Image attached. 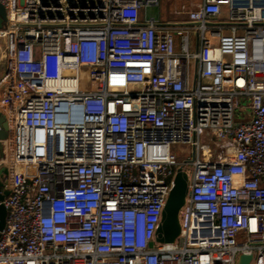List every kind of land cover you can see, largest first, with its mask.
Instances as JSON below:
<instances>
[{
    "label": "built area",
    "instance_id": "1",
    "mask_svg": "<svg viewBox=\"0 0 264 264\" xmlns=\"http://www.w3.org/2000/svg\"><path fill=\"white\" fill-rule=\"evenodd\" d=\"M0 2V264H264V0H185L187 23L148 16L161 0Z\"/></svg>",
    "mask_w": 264,
    "mask_h": 264
},
{
    "label": "water",
    "instance_id": "2",
    "mask_svg": "<svg viewBox=\"0 0 264 264\" xmlns=\"http://www.w3.org/2000/svg\"><path fill=\"white\" fill-rule=\"evenodd\" d=\"M7 20V12L0 2V27ZM65 74H71L72 71L67 70ZM8 137V123L6 118L0 113V160L4 157L5 140ZM8 170L6 167L0 166V234L6 224L7 210L3 204V199L7 194L6 180ZM188 174L181 167L173 178V185L169 191L166 204L162 212V218L156 230V241L161 243L174 242L180 233L181 224L179 220V211L185 204L188 194ZM251 254H241L238 264H250Z\"/></svg>",
    "mask_w": 264,
    "mask_h": 264
},
{
    "label": "rangeland",
    "instance_id": "3",
    "mask_svg": "<svg viewBox=\"0 0 264 264\" xmlns=\"http://www.w3.org/2000/svg\"><path fill=\"white\" fill-rule=\"evenodd\" d=\"M185 0H161L160 7H148L146 8V13L148 16H155L157 18H168L174 22L187 23L188 14L178 12L179 6L184 4ZM191 40H194L193 32L190 33ZM5 68V61L0 63V71ZM244 110L243 108L236 109L235 119L240 121L243 118ZM202 142H207L204 136L201 139ZM209 142V141H208ZM171 151L180 159H187L192 157L191 146L188 143L176 142L171 145Z\"/></svg>",
    "mask_w": 264,
    "mask_h": 264
},
{
    "label": "crops",
    "instance_id": "4",
    "mask_svg": "<svg viewBox=\"0 0 264 264\" xmlns=\"http://www.w3.org/2000/svg\"><path fill=\"white\" fill-rule=\"evenodd\" d=\"M1 73H2V71H0V75H1ZM5 155H6V147H5V145H4V157H5ZM4 157L1 159V160H3L4 159ZM0 166L2 167H4V165L2 164V163H0ZM5 180H6V176H5Z\"/></svg>",
    "mask_w": 264,
    "mask_h": 264
}]
</instances>
